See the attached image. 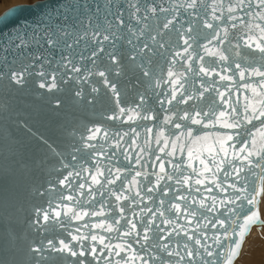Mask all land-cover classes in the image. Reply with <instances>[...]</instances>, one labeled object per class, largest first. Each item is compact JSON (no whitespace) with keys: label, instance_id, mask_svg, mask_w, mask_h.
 Instances as JSON below:
<instances>
[{"label":"snow or ice","instance_id":"6c2138e0","mask_svg":"<svg viewBox=\"0 0 264 264\" xmlns=\"http://www.w3.org/2000/svg\"><path fill=\"white\" fill-rule=\"evenodd\" d=\"M3 83L47 97L64 139L0 104V264H246L264 229V0H23L0 13ZM66 93L103 98L105 123Z\"/></svg>","mask_w":264,"mask_h":264},{"label":"water","instance_id":"95a60500","mask_svg":"<svg viewBox=\"0 0 264 264\" xmlns=\"http://www.w3.org/2000/svg\"><path fill=\"white\" fill-rule=\"evenodd\" d=\"M13 6V5H12ZM10 6V7H12ZM9 8V7H8ZM7 9V8H6ZM5 9V10H6ZM4 11V10H3ZM2 11V12H3ZM1 12V13H2ZM35 88L30 84L25 89L16 91L15 89L9 88L6 83L0 84V104H9L11 107L30 113H40L39 122L34 125V130L46 135L55 141H60L64 139L62 133L56 127V121L54 118L47 113L48 98H39L34 95ZM243 93V89L241 90ZM246 94V93H245ZM240 98V103H244V94H238ZM65 99L66 106L68 110L74 112L77 116L81 118V123L95 122V123H105L100 116V113L107 107V102L101 98L100 103L97 104L96 108L93 109L91 106H76L71 103L70 96L66 93L63 97ZM106 126L114 127L111 124ZM4 129L10 132L11 135L15 136L16 139L23 143L28 144L31 149L30 155L41 156L44 155L45 150L41 145H39L34 139H32L28 134L22 129H16L11 125L10 121H5L3 125ZM123 128H127L124 125ZM123 130V129H121ZM51 168H47L44 172H35L32 174L29 182L42 183L44 180L49 179V172ZM21 200L25 201V207H30L32 203H40L41 201L32 199L28 197L27 185H25L20 191ZM95 219V218H94ZM79 223V222H73ZM3 226L0 225V228ZM19 231V228H17ZM58 231H62L58 229Z\"/></svg>","mask_w":264,"mask_h":264},{"label":"bare ground","instance_id":"6f19581e","mask_svg":"<svg viewBox=\"0 0 264 264\" xmlns=\"http://www.w3.org/2000/svg\"><path fill=\"white\" fill-rule=\"evenodd\" d=\"M264 208V205H262ZM242 259L246 264H264V229L254 227L245 240Z\"/></svg>","mask_w":264,"mask_h":264},{"label":"rangeland","instance_id":"374dc122","mask_svg":"<svg viewBox=\"0 0 264 264\" xmlns=\"http://www.w3.org/2000/svg\"><path fill=\"white\" fill-rule=\"evenodd\" d=\"M20 2H23V0H5V3L3 5H0V13L6 8Z\"/></svg>","mask_w":264,"mask_h":264}]
</instances>
